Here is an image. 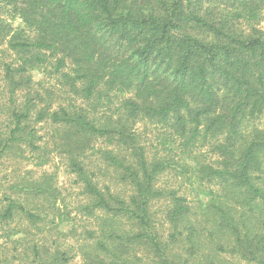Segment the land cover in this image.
<instances>
[{
  "label": "trees",
  "instance_id": "obj_1",
  "mask_svg": "<svg viewBox=\"0 0 264 264\" xmlns=\"http://www.w3.org/2000/svg\"><path fill=\"white\" fill-rule=\"evenodd\" d=\"M261 15L264 0H0V159L59 156L83 196L64 228L55 175L15 164L0 264H264V29L242 28Z\"/></svg>",
  "mask_w": 264,
  "mask_h": 264
},
{
  "label": "rangeland",
  "instance_id": "obj_2",
  "mask_svg": "<svg viewBox=\"0 0 264 264\" xmlns=\"http://www.w3.org/2000/svg\"><path fill=\"white\" fill-rule=\"evenodd\" d=\"M3 18L6 21H9L14 26L21 24L20 18L12 17L7 12L4 13ZM254 25L264 29V16L261 15L259 20H257V21H251V22L244 21L242 23V28L245 29L246 31H248L250 29V27L254 26ZM39 76L40 75H38V77ZM138 126H139L140 130L144 129V132L147 131L148 138H150V139L154 140V142H156L155 140H157L156 139L157 133H159L160 130H158L155 125H146L145 127H143V125L140 123ZM206 151H207V147H204L203 150L201 151V153L204 155V154H206ZM208 155L209 156L211 155V157H212L211 153H208ZM213 157H214V155H213ZM17 161H19V162H17ZM17 161L11 160L9 158L0 159V178H2V181L5 182L6 186L9 183L8 182L9 179H14V177H11L10 171L15 167L14 166L15 164H17V166L19 167L18 171H20V172H26L28 170H33V171H35V175H38L42 171H47L48 173H53L55 175V179H56V186L58 187V189L61 193L60 197L58 198V202H57V207L60 209V210H58V213L61 212L66 217V219H65L66 222H64V224H63V225H65L64 228H67L68 225H70L73 220L76 223L81 221L82 217L80 215H76L77 214V204L79 203V201H81L83 199V196L80 194L81 188L75 182L74 175L71 174L67 170L66 161L63 158L53 155V156H51V158H49V161L46 164H44L43 166H40V167L34 166L35 162H31L30 160H28L26 158L19 157V158H17ZM163 180L175 181V182H177V185L180 184L182 181L181 178H177V177L174 178L171 174H169L167 176L165 175L163 177ZM194 183H196V182H194ZM196 185L197 184H195L194 187ZM184 187H187L188 191H186L185 189H184V191L186 192V194L188 195V197L190 199L193 197L194 192L198 191V190H196L194 192H190V188H193V186L190 185V183L188 181H184ZM6 192H7L6 190H3V193H6ZM4 195L5 194L0 195V208L2 205H4L6 203V199H5ZM157 206H159V204ZM159 215H161V214H159ZM70 219H72V220L70 221ZM15 221L17 222V220H15ZM15 221H12V223L8 226V228L14 227ZM1 225H2V223H1ZM1 233H2V230L0 228V234ZM5 240L6 239L4 237H1L0 243H4ZM69 264H83V262H82L81 258L78 256V257L74 258ZM228 264H247V263L244 261L238 260L235 257H231L229 259Z\"/></svg>",
  "mask_w": 264,
  "mask_h": 264
}]
</instances>
